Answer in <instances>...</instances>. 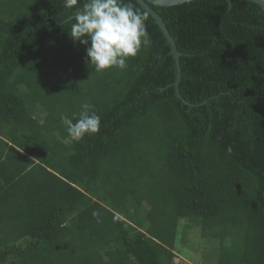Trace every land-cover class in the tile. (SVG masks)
Here are the masks:
<instances>
[{"label":"trees","instance_id":"obj_1","mask_svg":"<svg viewBox=\"0 0 264 264\" xmlns=\"http://www.w3.org/2000/svg\"><path fill=\"white\" fill-rule=\"evenodd\" d=\"M150 6L189 104L147 12L151 44L97 72L63 0H0V264H174L184 218L217 264H264V7ZM84 102L100 131L76 141Z\"/></svg>","mask_w":264,"mask_h":264},{"label":"clouds","instance_id":"obj_2","mask_svg":"<svg viewBox=\"0 0 264 264\" xmlns=\"http://www.w3.org/2000/svg\"><path fill=\"white\" fill-rule=\"evenodd\" d=\"M64 7L72 10L65 23H71L70 38L85 45V62L97 72L117 68L125 70L128 59L136 57L143 47L151 44L146 27L147 13L133 0H63ZM140 2V0H137ZM81 113L73 121L61 115L66 131L74 140L100 131L101 117L90 111L92 105L84 102ZM92 215L99 218V211Z\"/></svg>","mask_w":264,"mask_h":264},{"label":"rangeland","instance_id":"obj_3","mask_svg":"<svg viewBox=\"0 0 264 264\" xmlns=\"http://www.w3.org/2000/svg\"><path fill=\"white\" fill-rule=\"evenodd\" d=\"M174 264H217L218 242L204 236L201 225L181 219L177 226Z\"/></svg>","mask_w":264,"mask_h":264},{"label":"water","instance_id":"obj_4","mask_svg":"<svg viewBox=\"0 0 264 264\" xmlns=\"http://www.w3.org/2000/svg\"><path fill=\"white\" fill-rule=\"evenodd\" d=\"M191 0H140V2H136L148 13L152 16V18L154 19L155 23L158 25L159 29L163 32L167 43L170 45V53L172 54L173 58H174V64H175V68H176V78L175 81L173 82V85L176 88V93L177 95L182 98V100L189 104L188 101H186L179 93V89H178V83L180 80V76H181V70H180V64H179V56H180V52L177 50L176 48V44L174 39L172 38V36L170 35L163 19L161 18V16L150 6L151 4H155L158 6H172V5H177V4H182L185 2H189ZM253 2H256L258 4H260L261 6L264 7V0H250Z\"/></svg>","mask_w":264,"mask_h":264}]
</instances>
